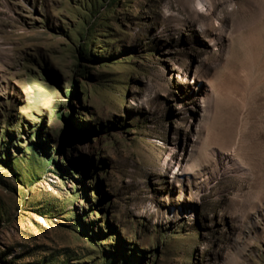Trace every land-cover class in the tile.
<instances>
[{"label":"rangeland","instance_id":"obj_1","mask_svg":"<svg viewBox=\"0 0 264 264\" xmlns=\"http://www.w3.org/2000/svg\"><path fill=\"white\" fill-rule=\"evenodd\" d=\"M208 2L0 0V264H264V0Z\"/></svg>","mask_w":264,"mask_h":264},{"label":"bare ground","instance_id":"obj_2","mask_svg":"<svg viewBox=\"0 0 264 264\" xmlns=\"http://www.w3.org/2000/svg\"><path fill=\"white\" fill-rule=\"evenodd\" d=\"M196 11L199 13H203L207 11V8H211L208 0H195L194 5ZM206 42H212L211 40H207ZM204 103V102H202ZM217 161L220 163V170L222 172H227V170H233V172L239 176L246 175V172L244 170V167L240 165L238 160L234 157L231 153H223L219 152L217 155ZM192 160V159H191ZM196 164V161L193 160L190 165L185 164L183 168L179 167L178 171L183 174H188L191 170V168ZM237 198V197H236ZM235 197L234 199V205L238 203V200Z\"/></svg>","mask_w":264,"mask_h":264}]
</instances>
